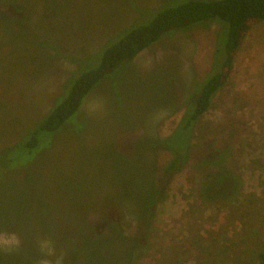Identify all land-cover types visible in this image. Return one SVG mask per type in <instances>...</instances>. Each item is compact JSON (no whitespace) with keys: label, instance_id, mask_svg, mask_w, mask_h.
<instances>
[{"label":"rangeland","instance_id":"obj_1","mask_svg":"<svg viewBox=\"0 0 264 264\" xmlns=\"http://www.w3.org/2000/svg\"><path fill=\"white\" fill-rule=\"evenodd\" d=\"M170 1L0 0V163L12 166L0 173V234L22 231L24 244L38 250L33 264L44 258L42 239L64 254L63 264L119 263L96 232L115 210L148 214L144 246L130 264H258L264 252V22L252 26L226 85L193 128L191 162L147 212L153 160L159 179L172 159L160 149L153 153V140L174 132L195 82L211 71L217 23L165 37L122 65L91 91L75 119L42 136L32 156L10 151L66 98L82 72L99 66L108 47ZM98 98L106 114L89 116L87 104ZM225 148L241 190L230 201L206 203L196 160ZM44 214L47 238L37 233ZM119 227L135 236L130 219Z\"/></svg>","mask_w":264,"mask_h":264},{"label":"trees","instance_id":"obj_2","mask_svg":"<svg viewBox=\"0 0 264 264\" xmlns=\"http://www.w3.org/2000/svg\"><path fill=\"white\" fill-rule=\"evenodd\" d=\"M153 18L145 24H133L125 35L108 47L100 57L99 66L82 72L62 102L45 115L38 127L26 134L24 139L11 148L34 153L40 146L42 136L57 133L80 112L83 102L93 89L122 65L132 63L142 52L161 42L163 38L200 26L217 23L220 28L216 34V50L211 71L201 81H196L193 93L187 103L182 120L174 132L167 138H152L153 153L158 149L172 155V159L161 170L157 179L153 160L151 174L147 183V196L144 207L151 208L162 201L173 178L183 171L193 157V128L211 108L216 95L226 85L234 65V58L239 52L252 26L264 22V0H172L166 6L155 11ZM145 22V21H144ZM193 102L191 103V100ZM228 148L207 152L196 160V170L203 174L199 185L201 199L215 202L222 198L232 200L241 190L240 180L227 168L229 163ZM8 167L0 163V173ZM106 214L101 228L96 230L105 239L110 250L117 254L119 263L130 264L136 251L142 249L144 234L149 228L146 214L123 216L117 210ZM124 217V218H123ZM45 214L40 221L37 233L42 238L49 237L45 227ZM126 218L135 225V236H129L115 224L123 223ZM37 226V225H36ZM111 231V232H110ZM20 241L18 250L0 253V264H33L37 260L38 250L24 244L27 239L22 231H13ZM90 234H93L90 232ZM127 234V235H126ZM117 247V251L112 247ZM258 264H264V252L257 256Z\"/></svg>","mask_w":264,"mask_h":264},{"label":"clouds","instance_id":"obj_3","mask_svg":"<svg viewBox=\"0 0 264 264\" xmlns=\"http://www.w3.org/2000/svg\"><path fill=\"white\" fill-rule=\"evenodd\" d=\"M106 102L102 98L90 101L87 104V112L89 116L103 117L106 114ZM42 256L38 264H63L64 254H57L54 243L48 239L38 241ZM20 247V241L15 234H0V250L15 251Z\"/></svg>","mask_w":264,"mask_h":264}]
</instances>
